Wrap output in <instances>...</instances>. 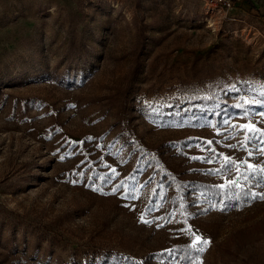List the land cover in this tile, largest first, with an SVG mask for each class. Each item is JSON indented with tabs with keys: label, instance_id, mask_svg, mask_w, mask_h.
I'll list each match as a JSON object with an SVG mask.
<instances>
[{
	"label": "rangeland",
	"instance_id": "374dc122",
	"mask_svg": "<svg viewBox=\"0 0 264 264\" xmlns=\"http://www.w3.org/2000/svg\"><path fill=\"white\" fill-rule=\"evenodd\" d=\"M225 1L0 0V264H154L148 253L196 235L210 241L198 244L199 264H264V199L229 210L200 202L204 213L185 218L177 204L152 202L157 178L118 137L117 92L147 25L130 136L160 147L185 177L222 185L247 167L225 157L264 166V146H242L239 127L264 129V0ZM112 21L115 35L104 31ZM75 23L78 36L88 25L93 61L79 63L88 73L67 87L46 73ZM222 81L239 92V111L185 112L186 86Z\"/></svg>",
	"mask_w": 264,
	"mask_h": 264
},
{
	"label": "trees",
	"instance_id": "16d2710c",
	"mask_svg": "<svg viewBox=\"0 0 264 264\" xmlns=\"http://www.w3.org/2000/svg\"><path fill=\"white\" fill-rule=\"evenodd\" d=\"M92 6V5H90ZM115 21H112L104 26V31L111 35H115L116 26ZM77 23L72 25L71 37L67 39L64 51L59 55L56 67L50 72L46 73L47 77H52L53 81L64 86H74L76 80L79 81L84 79V76L88 73L87 68H79L78 64L85 63L91 60L92 49L88 48L82 40L84 36L86 24L78 36L75 33V27ZM147 25L142 26L136 30V35L134 38L133 49L130 52L132 57V64L129 69L122 74L121 79H123L124 85L117 92L120 95L119 100V111L118 115L119 123H121V130L118 137L121 139L122 145H128L131 152L135 154L137 159L136 167L141 166L145 169H149L152 177H156V186L153 195L150 199L153 203H156L158 199L163 201H170L174 205H179L183 212L185 218L196 216L204 213L205 208L197 207L198 203H212L222 210H229L235 208L236 206L242 207L248 204L251 200L260 199L259 197L253 199L251 193H264L261 189L264 180V173L262 172H251L247 167L242 168L238 172H234L231 179L236 181V185H229L225 188H220L219 182H214L212 180H207L199 177H185L182 176V172H178L175 168L170 166L167 161V156L163 155L164 151L160 147L154 146L150 147L144 142L135 141L134 138L130 136L129 122L133 117V112L142 108L140 104L135 105V100L133 99L134 92L136 91V82L134 79L142 72L144 63L142 58L144 56L143 51L145 49V41L148 39V35L144 32ZM101 40V39H100ZM103 43V42H101ZM93 61V58H92ZM87 67V65H85ZM78 78H76V76ZM258 75L264 76L263 73L258 72ZM228 82L222 81V85L218 84L214 86V83L207 86L204 89H200L193 83L190 86H186L187 94L181 98L180 101L183 108L188 110L196 111L197 114L204 113L207 111L210 115H222L230 114L233 111H239V107L236 106L233 99L238 97L239 92L237 90H226L225 86ZM221 86V87H220ZM242 85L239 84L238 88ZM237 88V89H238ZM260 106V105H258ZM173 109L176 107L173 104ZM264 109V107H259ZM137 109V110H136ZM264 130V129H262ZM264 146V142L256 139ZM172 148L181 147L178 142L171 146ZM166 152V151H165ZM226 181L224 184H228ZM172 188V194L168 198L166 195L167 189ZM191 241H177L171 245L169 251H158L150 252L145 258V262L158 264L160 260L168 261L171 264H199V258L201 256V251L197 248L191 247ZM115 253V254H113ZM98 255L101 256L102 261L107 259L116 260L119 263L120 256L118 252H105L97 251ZM115 255V256H113ZM133 262L130 257H125L121 263L130 264Z\"/></svg>",
	"mask_w": 264,
	"mask_h": 264
},
{
	"label": "snow or ice",
	"instance_id": "6c2138e0",
	"mask_svg": "<svg viewBox=\"0 0 264 264\" xmlns=\"http://www.w3.org/2000/svg\"><path fill=\"white\" fill-rule=\"evenodd\" d=\"M261 115H264V113H261ZM239 127L241 129H246L248 132V134L245 136L244 142H242V146H246L248 142H250L254 139H259L261 142H264V130L258 129L254 125H251V124L240 125ZM209 143H211V142H209ZM229 147H232V145H229ZM248 154H249V156L252 155L251 152H249ZM193 158L196 159L197 157H193ZM224 159H225L226 165L227 164H234L238 168L239 164L243 163V164H247L248 170L253 172V173H255L257 171L264 173V166L249 164L247 161L236 162V161H233L229 157H225ZM229 185H236V181L235 180L229 181L227 185L222 184V185H219V187L225 188ZM251 195H252L253 199H255L257 197H259L260 199H264V193H251ZM140 219H141V222H143V223H149V221L144 218V214L141 215ZM209 243H210V241L203 239L202 237L196 235L195 239L192 242L191 247L197 248L198 251H203L204 249L202 247H198V244L207 245Z\"/></svg>",
	"mask_w": 264,
	"mask_h": 264
},
{
	"label": "built area",
	"instance_id": "2783aa9c",
	"mask_svg": "<svg viewBox=\"0 0 264 264\" xmlns=\"http://www.w3.org/2000/svg\"><path fill=\"white\" fill-rule=\"evenodd\" d=\"M224 3H226V1L224 0Z\"/></svg>",
	"mask_w": 264,
	"mask_h": 264
}]
</instances>
